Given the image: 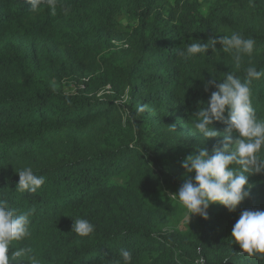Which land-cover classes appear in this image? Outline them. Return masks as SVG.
Wrapping results in <instances>:
<instances>
[{"label":"trees","instance_id":"16d2710c","mask_svg":"<svg viewBox=\"0 0 264 264\" xmlns=\"http://www.w3.org/2000/svg\"><path fill=\"white\" fill-rule=\"evenodd\" d=\"M233 32L258 49L239 67L219 43L179 55ZM252 65L264 70V0H58L55 15L0 0V199L31 221L9 255L25 248L23 264H112L128 249L132 264H264V253L231 236L244 210H264V173L248 175L250 196L235 211L211 204L184 229L176 195L194 182L182 161L222 139L204 142L195 129L217 90L205 84L228 72L243 80ZM251 89L264 119V78ZM26 167L45 177L36 193L16 191ZM78 218L94 233L72 232Z\"/></svg>","mask_w":264,"mask_h":264},{"label":"clouds","instance_id":"9594fccd","mask_svg":"<svg viewBox=\"0 0 264 264\" xmlns=\"http://www.w3.org/2000/svg\"><path fill=\"white\" fill-rule=\"evenodd\" d=\"M30 9L36 12L41 5H47L55 15L58 0H26ZM222 45L223 51L232 53L236 66H240L244 56L251 58L256 49L252 37L245 38L238 32L222 36L219 40L210 39L207 43L197 40L179 52L184 59L198 54H206L209 49ZM213 77V76H212ZM264 78V70H257L252 65L245 69L242 80L234 73L228 72L223 80L217 83L212 78L205 84L217 90L211 93L207 104L195 114L197 133L202 134L204 142L209 138L222 137L218 146L211 153L201 147L198 154L188 155L182 161L187 173H195L193 180H187L179 188V201L186 209L188 220L198 215L208 218L207 210L211 204L223 205L229 212L237 209L250 196L251 185L248 175L264 173V119H260L252 105L253 81ZM227 113V115H225ZM214 122L226 125L223 132L216 130ZM235 133V138L233 134ZM237 165L241 166L238 170ZM19 182L16 191L36 193L44 184L45 177L37 175L31 167L17 172ZM30 212H20L11 207L6 199H0V264H23L21 257L30 251L16 248L14 242L29 238ZM95 231V226L85 218L74 220L72 232L81 237H88ZM231 236L240 249L248 254L264 253V210H244L234 224ZM132 252L128 249L119 251V258L112 264H132ZM31 264H40L35 257H30ZM202 264V262H201Z\"/></svg>","mask_w":264,"mask_h":264},{"label":"rangeland","instance_id":"374dc122","mask_svg":"<svg viewBox=\"0 0 264 264\" xmlns=\"http://www.w3.org/2000/svg\"><path fill=\"white\" fill-rule=\"evenodd\" d=\"M190 221H191V218H189V220H188V215H186V216L183 217L182 220L180 221V224L178 225V228H180V229H184L185 226H186V224H187L188 222H190Z\"/></svg>","mask_w":264,"mask_h":264}]
</instances>
